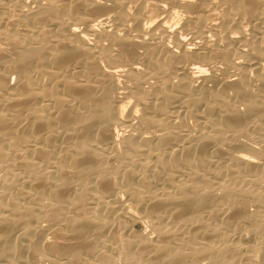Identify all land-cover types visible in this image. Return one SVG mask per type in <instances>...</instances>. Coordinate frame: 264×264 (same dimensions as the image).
I'll return each mask as SVG.
<instances>
[{"label":"bare ground","instance_id":"obj_1","mask_svg":"<svg viewBox=\"0 0 264 264\" xmlns=\"http://www.w3.org/2000/svg\"><path fill=\"white\" fill-rule=\"evenodd\" d=\"M33 1L0 0V264H264V0Z\"/></svg>","mask_w":264,"mask_h":264},{"label":"rangeland","instance_id":"obj_2","mask_svg":"<svg viewBox=\"0 0 264 264\" xmlns=\"http://www.w3.org/2000/svg\"><path fill=\"white\" fill-rule=\"evenodd\" d=\"M102 0H100V2H101ZM191 1H193L194 2V0H191ZM195 2H198L197 0H195ZM201 1H199V3H200ZM27 3H28V5L30 6V7H34L35 8V6H36V4H35V2L33 1V0H27ZM103 4H110V1H108V0H106V1H103ZM216 6V4H213V5H211V8L209 9V11H204V13L205 14H207V15H209L208 16V20H207V22H208V26H209V31H212L211 33L210 32H208V35L206 36L207 37V39H209L208 40V42L209 43H211V42H213L214 41V39H219V41H220V43L222 44L223 43V41H221V40H223L222 38L224 37V35H226L227 33H229L227 30H225V29H222L220 26H218L219 25V23H220V21H221V14H219L218 13V11H221V9L219 8V7H215ZM179 10V9H178ZM214 10V11H213ZM153 11H154V9H153ZM155 12H156V10H155ZM182 11L180 10V13H181ZM111 13V14H110ZM209 13V14H208ZM210 14H211V16H210ZM219 14V15H218ZM180 15V14H179ZM182 15V16H181ZM181 15L180 16H178L177 18L174 16L173 18L174 19H172V21H171V24H170V27H172V29L173 30H175V31H179V30H181L182 28H183V24H182V20L180 19L181 17H182V19L184 18V17H186L187 16V14L184 12H182L181 13ZM107 16H108V18H112L113 17V12H107V13H105V14H103L102 16H100V17H102V18H107ZM184 16V17H183ZM210 17V18H209ZM177 19V20H176ZM212 19V20H211ZM112 21H113V18L111 19V22L110 21H107V22H105V23H101V24H99L98 22H93L92 23V25H94L96 28H102V27H104V28H109L110 27V25H108V24H111L112 23ZM211 21V22H210ZM180 22V23H179ZM218 23V24H217ZM173 24V25H172ZM98 25V26H97ZM182 25V26H181ZM108 26V27H107ZM212 26H213V28H212ZM215 27H219V28H215ZM178 28V29H177ZM244 28H246L245 30L246 31H248V26L247 25H244ZM222 29V30H221ZM220 30V31H219ZM213 31H215V32H213ZM217 31H219L218 33H216ZM222 31H223V33H222ZM221 32V33H220ZM210 33V34H209ZM213 33H214V35H213ZM226 33V34H225ZM215 34L216 35H219L218 37L217 36H215ZM221 34H222V36H221ZM224 34V35H223ZM187 35V36H186ZM234 35V34H233ZM186 36V37H185ZM184 37L186 38V39H188V37L190 38V35L188 34V33H185V35H184ZM215 37V38H214ZM151 38V39H150ZM148 39V40H147ZM156 39V40H155ZM146 41L149 43V44H154V45H157V44H160V43H163L164 41V43H168L169 45H171V43H170V39L168 40L167 38H164V37H162V36H158V35H154L153 37H146ZM160 42V43H159ZM219 43V42H218ZM217 63V64H216ZM221 64H219L218 63V61L217 62H215V65L212 63L209 67H207V69L209 68V70H206V71H208V72H206L207 74H208V76H210L211 78H214V79H227L228 77H229V75H230V73H229V71L228 70H226L225 68H224V66L222 65L221 67ZM212 66H214V67H212ZM212 67V68H211ZM217 67H218V69H217ZM214 68V69H213ZM212 69V70H211ZM228 72V73H227ZM220 74V75H219ZM227 75V77H226V75ZM224 76V78H221V77H223ZM217 76H218V78H217ZM122 133H123V131H122ZM125 133V132H124ZM127 133V132H126ZM125 133V134H126ZM245 140H246V142H245ZM241 141L243 142V143H246V144H254L255 142H252V141H250V140H248V139H245V138H241ZM249 141V142H248ZM134 228H135V230L136 231H140V232H143L144 233V230H145V232H149V229H148V227L144 224V223H141V222H136L135 223V226H134ZM143 230V231H142ZM250 235H252V234H248V236H249V238L252 240V239H254L253 238V235H252V237L250 236Z\"/></svg>","mask_w":264,"mask_h":264}]
</instances>
